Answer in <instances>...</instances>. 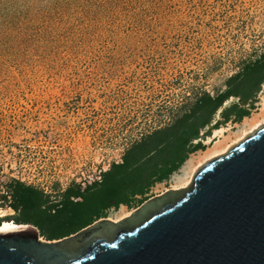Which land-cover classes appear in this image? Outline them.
I'll list each match as a JSON object with an SVG mask.
<instances>
[{"label": "rangeland", "instance_id": "1", "mask_svg": "<svg viewBox=\"0 0 264 264\" xmlns=\"http://www.w3.org/2000/svg\"><path fill=\"white\" fill-rule=\"evenodd\" d=\"M262 51L264 0H0V194L18 178L57 198ZM253 98L197 138L194 170L264 121V80ZM184 160L146 195L179 188ZM12 213L0 198V221Z\"/></svg>", "mask_w": 264, "mask_h": 264}, {"label": "water", "instance_id": "2", "mask_svg": "<svg viewBox=\"0 0 264 264\" xmlns=\"http://www.w3.org/2000/svg\"><path fill=\"white\" fill-rule=\"evenodd\" d=\"M234 101L225 98L206 126ZM0 264H264V122L185 186L117 220L102 216L53 239L33 225L0 229Z\"/></svg>", "mask_w": 264, "mask_h": 264}, {"label": "trees", "instance_id": "3", "mask_svg": "<svg viewBox=\"0 0 264 264\" xmlns=\"http://www.w3.org/2000/svg\"><path fill=\"white\" fill-rule=\"evenodd\" d=\"M263 80L264 51L245 61L214 94L202 92L170 122L131 142L118 161L110 162L100 172L99 180L83 188L73 182L60 190L57 198H50L41 188L10 178L0 194L13 210L5 220L31 224L39 236L53 239L104 216L109 207L131 206L134 201L137 206L149 196L146 192L153 183L166 179L189 152L204 147L198 137L218 128L222 122L239 121L248 115L253 95ZM230 95L238 96L241 102L226 105L220 112L221 119L199 133L217 106Z\"/></svg>", "mask_w": 264, "mask_h": 264}, {"label": "bare ground", "instance_id": "4", "mask_svg": "<svg viewBox=\"0 0 264 264\" xmlns=\"http://www.w3.org/2000/svg\"><path fill=\"white\" fill-rule=\"evenodd\" d=\"M264 117V116H263ZM264 122V121H263ZM261 121V123H263ZM245 123V122H244ZM260 122L258 121H255L253 122L252 124L249 125L248 128H250V130L246 131L247 128L245 127H241L240 129V134L239 136H241L237 141H235V143H237L245 134H247L248 132H250L251 130H253L256 126H258L259 124H261ZM245 126V125H244ZM223 129H224V126L222 127H218L213 131V136L215 135H218L219 134H222L223 133ZM237 136V135H236ZM229 146L225 147H221V148H216L214 149L213 152L210 153V156H208L207 159L211 158L212 156H215L217 154H221L223 153ZM192 159L188 158L184 163H183V166L181 168V172L182 174H176L175 175V179H176V186H174L173 188L175 187H183L185 186L189 181H190V178H191V175H192V172H193V164H192ZM122 206V204H121ZM122 208V207H120ZM129 212L125 211V210H120L119 213H117L116 215V219L118 218H121L122 216H125L127 215ZM115 219V220H116ZM21 225H25V226H31L29 225L28 223L27 224H20V223H16L12 220H3L0 222V229H4V228H11V227H17V226H21Z\"/></svg>", "mask_w": 264, "mask_h": 264}, {"label": "built area", "instance_id": "5", "mask_svg": "<svg viewBox=\"0 0 264 264\" xmlns=\"http://www.w3.org/2000/svg\"><path fill=\"white\" fill-rule=\"evenodd\" d=\"M104 170V168H97L96 170L93 171V176L88 178L87 180L77 182L80 188H83L85 185L90 184L94 180H99L100 179V172Z\"/></svg>", "mask_w": 264, "mask_h": 264}, {"label": "crops", "instance_id": "6", "mask_svg": "<svg viewBox=\"0 0 264 264\" xmlns=\"http://www.w3.org/2000/svg\"><path fill=\"white\" fill-rule=\"evenodd\" d=\"M106 169V168H105Z\"/></svg>", "mask_w": 264, "mask_h": 264}]
</instances>
